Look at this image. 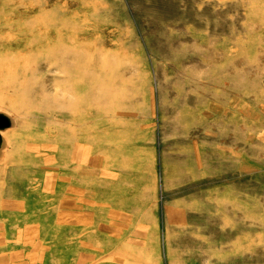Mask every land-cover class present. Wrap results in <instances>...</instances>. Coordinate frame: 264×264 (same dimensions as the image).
<instances>
[{"label": "rangeland", "instance_id": "obj_1", "mask_svg": "<svg viewBox=\"0 0 264 264\" xmlns=\"http://www.w3.org/2000/svg\"><path fill=\"white\" fill-rule=\"evenodd\" d=\"M0 112V264H264V0H0Z\"/></svg>", "mask_w": 264, "mask_h": 264}, {"label": "bare ground", "instance_id": "obj_2", "mask_svg": "<svg viewBox=\"0 0 264 264\" xmlns=\"http://www.w3.org/2000/svg\"><path fill=\"white\" fill-rule=\"evenodd\" d=\"M48 42V41H47ZM60 43V42H59ZM45 48V47H44ZM50 48V47H49ZM54 48V47H53ZM48 49V48H47ZM75 49V48H74ZM50 50V49H49ZM53 50V49H52ZM55 51V50H54ZM66 51V50H65ZM41 52V51H40ZM53 52V51H52ZM62 52V51H61ZM66 52H64V54H65ZM72 53V52H71ZM75 53V52H74ZM47 55H49L48 54V52L46 53ZM50 54H52V53H50ZM63 53H61V55H62ZM62 55V56H64L65 58H66V56L65 55ZM69 54V53H68ZM40 55V54H39ZM53 55H54V53H53ZM55 55H56V53H55ZM81 55V54H80ZM46 56V55H45ZM59 56H60V54H59ZM62 56H60V58L58 59L57 57V61L59 62V71L61 72V71H68L69 70V72L70 71H72L73 73L75 72H77V70L75 69V67H76V65L75 66H69V64L70 63H68L69 61L68 60H66L64 57H62ZM67 56H69V55H67ZM47 57V56H46ZM72 57H73V55H72ZM55 58V59H56ZM50 59H52V58H50ZM54 59V58H53ZM83 59V58H82ZM87 59V58H86ZM71 61V60H70ZM80 61V60H79ZM75 62V61H74ZM74 62H73V64H74ZM86 62V61H85ZM87 63V62H86ZM83 64V63H82ZM64 72H63V75H65L64 74ZM65 72V73H66ZM84 73L85 71H81L80 72V74L81 73ZM22 73V72H21ZM68 73V72H67ZM71 73V72H70ZM33 74V73H32ZM16 75V74H15ZM84 75V74H83ZM83 75H81V76H83ZM80 76V77H81ZM68 77V76H67ZM66 77V78H67ZM78 77V76H77ZM84 77H88V75L87 76H84ZM91 78H92V76L90 77V79L89 80H91ZM94 78V77H93ZM69 79V78H68ZM43 84V83H42ZM42 84L40 83V82H38V81H36V83L34 84L35 86H36V89L34 90V91H31L30 92V98H31V100L32 101H34V100H40L41 98H44V93H45V91H44V89L42 88L43 86H42ZM57 86V85H56ZM71 86V85H70ZM69 86V87H70ZM88 88V87H87ZM58 89H59V87H58ZM62 89V88H61ZM47 91H48V88H47ZM90 92L92 91V90H89ZM55 92V91H54ZM53 92V93H54ZM60 92H61V90H60ZM47 94V93H46ZM69 94V93H68ZM82 95V94H81ZM91 96V95H90ZM89 96V97H90ZM82 98H83V96H82ZM88 98V97H87ZM93 99V98H92ZM63 100V99H62ZM78 100H80V99H78ZM87 100V99H86ZM89 102V101H88ZM77 105V104H76ZM64 106V105H63ZM46 107V106H45ZM59 108V107H58ZM68 108V107H67ZM71 108V107H70ZM32 109V108H31ZM43 109H44V107H43ZM73 109V108H72ZM33 110V109H32ZM48 110L50 111V110H52V109H50V108H48ZM35 111H37V108L35 109ZM38 111H43V110H38ZM62 112V111H61ZM59 113L58 111H56V110H54V113H55V115L56 114H59L61 117L63 116L62 115V113ZM1 113V112H0ZM39 113V112H38ZM67 113V112H66ZM2 114H4V113H2ZM34 114V113H33ZM4 115H6V114H4ZM32 115V114H31ZM7 116V115H6ZM9 119H10V121H11V125H10V127L12 126V119L9 117V116H7ZM63 118V117H62ZM61 118V119H62ZM64 120H65V118H63ZM35 123H36V121H35ZM44 123V122H43ZM48 123V122H47ZM46 123V124H47ZM34 124V123H33ZM50 124V123H49ZM48 124V125H49ZM54 124V123H53ZM45 126V125H44ZM43 126V127H44ZM10 127H8V128H10ZM38 127V126H37ZM47 127V126H46ZM8 128H6V129H8ZM32 128V127H31ZM42 128V127H41ZM54 128V127H53ZM6 129H4V130H2L1 132H0V135H1V145H0V158H1V156L3 155V158L2 159H0V161H1V163H0V166H8V164L11 162V157H12V154H14V158H15V156L16 155H18L20 152H22L23 150H24V148H32V149H35V146H31V145H33L32 144V141H31V144H30V146H29V144L27 145V143H22V142H20L21 140H19V138H16V139H14V149H13V153H12V149H4L3 148V146H4V141H3V137H2V132H4ZM51 129V128H50ZM40 130V129H39ZM61 130V129H60ZM42 131V130H41ZM58 131V130H57ZM63 131V130H62ZM32 132H36L35 130L34 131H32ZM42 132H44V131H42ZM55 132V131H54ZM39 133V132H38ZM47 133H49V132H47ZM46 133V134H47ZM58 133H60V131H58ZM62 133V132H61ZM60 133V134H61ZM37 134V133H36ZM60 134H58V135H60ZM21 135V134H20ZM49 135V134H48ZM52 135V134H51ZM18 137H19V135H17ZM16 136V137H17ZM68 137H70L71 138V136H68ZM68 137H66V138H68ZM29 138V137H28ZM40 138H42V137H40ZM74 138V137H73ZM27 139V138H26ZM68 140V139H67ZM66 139H65V141H67ZM70 140V139H69ZM77 140V139H76ZM13 141V140H12ZM36 141V140H35ZM42 142H45L46 140L45 139H43V140H41ZM72 142L74 141V140H71ZM71 141H70V143H71ZM78 141V140H77ZM34 142V141H33ZM62 142H64V140L62 141ZM62 142H61V140L60 139H50V140H48V141H46L45 143H43L44 144V148L46 147L48 150L50 149V151H54V149H55V147H52L51 145H56L57 147H59L61 150H62V147L63 146H65V145H63L62 146ZM10 144V143H9ZM38 144V143H37ZM42 144V143H41ZM65 144H66V142H65ZM68 144H69V142H68ZM72 146V145H71ZM70 146V147H71ZM42 147V148H43ZM3 148V149H2ZM57 150H59V149H57ZM56 150V151H57ZM65 150H69V149H65ZM64 150V151H65ZM55 151V152H56ZM23 152H25V151H23ZM27 152V151H26ZM71 152V151H70ZM40 153V152H39ZM60 153V152H59ZM65 154V152L63 153V155ZM23 155V154H22ZM60 155H62V154H60ZM41 156V155H40ZM54 156V155H53ZM65 156V155H64ZM70 156V155H69ZM35 157H37V156H35ZM13 158V157H12ZM13 158V159H14ZM20 159V158H19ZM40 159V158H39ZM61 159V158H60ZM22 160V159H21ZM41 160V159H40ZM20 161V160H19ZM57 161V160H56ZM67 161V160H66ZM65 161V162H66ZM42 162V161H41ZM69 162V161H68ZM64 163V162H63ZM53 165V164H52ZM10 166V165H9ZM8 166V167H9ZM50 166H51V164H50ZM7 167V168H8ZM6 168V169H7ZM19 169L21 168V167H18ZM18 168H17V170H18ZM64 168V167H63ZM15 169V168H14ZM31 169H33V168H31ZM38 169V168H37ZM20 171V170H19ZM46 171V170H45ZM33 172V171H32ZM41 173V172H40ZM60 173V172H59ZM24 174V173H23ZM22 174V175H23ZM43 174V173H42ZM49 174V173H48ZM51 174V173H50ZM58 174V173H57ZM11 175V174H10ZM25 175V174H24ZM6 176V175H5ZM26 176V175H25ZM24 176V177H25ZM29 176V175H28ZM64 176V175H63ZM14 177V176H13ZM73 177V176H72ZM8 178H10V176L8 177ZM5 179H6V177H5ZM20 179V178H19ZM26 179V178H25ZM53 179V178H52ZM2 181H3V179H1ZM2 181H0V219L2 220V219H4L5 217H9V216H11V213H9V212H7V210H9V205L8 204H5V202L3 201V193H2ZM7 181H8V179H7ZM12 181V180H11ZM18 181V180H17ZM26 181V180H25ZM6 182V181H5ZM27 182V181H26ZM37 182V181H36ZM58 182V181H57ZM60 182V181H59ZM47 183H49V182H47ZM64 183V182H63ZM72 183V182H71ZM8 184V183H7ZM5 185H6V183H5ZM40 185V184H39ZM39 185H38V187H39ZM73 185H74V183H73ZM51 186V185H50ZM59 186V185H58ZM61 188V187H60ZM66 188V187H65ZM69 188V187H68ZM54 189V188H53ZM73 189V188H72ZM71 189V190H72ZM63 190V189H62ZM11 191V190H10ZM35 192V191H34ZM37 192V191H36ZM56 192V191H55ZM57 192H59V191H57ZM56 192V193H57ZM64 192V191H63ZM77 192V191H76ZM10 193V192H9ZM23 193V192H22ZM68 193V192H67ZM58 194V193H57ZM65 194V193H64ZM6 195V194H5ZM5 195H4V197H5ZM11 195V194H10ZM37 195V194H36ZM75 195V194H74ZM19 196V195H18ZM41 196V195H40ZM79 196V195H78ZM16 197V196H15ZM48 197H49V195H48ZM64 195H59V196H57V200H58V203H59V201H60V203L62 202V200L64 199ZM54 198V197H53ZM68 198V197H67ZM10 199V198H9ZM43 199V198H42ZM46 199V198H45ZM33 200V199H32ZM21 201V200H20ZM28 202V201H27ZM76 202V199L74 200V202L73 203H75ZM60 203H59V205H60ZM27 203H25V205H26ZM62 204V203H61ZM36 206V205H35ZM56 206V205H55ZM12 207V206H11ZM26 207V206H25ZM23 208V207H21L20 209H23L26 213H28V217H27V221H29V224H31L32 225V228H29V227H26L25 228V230L26 231H29L30 232V234L32 235V234H35V235H37L38 233H39V231H41V234L43 235V236H47L46 235V233L44 234L43 233V229H44V227L42 228V230L40 229L39 231L37 230L39 227H40V221H49V220H52V219H56V218H60V220L61 219H63V217H62V214H64V213H61V212H59V211H50L49 210V208L48 209H46L45 211H43L42 212V210L40 209V210H35L34 208H32L31 210H28L27 209V207L26 208ZM32 207H33V205H32ZM62 209V208H61ZM63 210V209H62ZM19 212V211H18ZM14 213V212H13ZM12 213V214H13ZM21 218V217H20ZM24 218V217H23ZM65 218V217H64ZM12 220H14V219H12ZM25 220V223H26V219H24ZM64 220V219H63ZM3 221V220H2ZM53 221V220H52ZM24 222V221H23ZM22 222V223H23ZM24 223V224H25ZM46 223H48V222H46ZM46 223H45V225H46ZM44 224V223H43ZM4 225V224H3ZM3 225H2V228H3ZM44 226V225H43ZM55 226V225H54ZM9 227V226H8ZM7 227V228H8ZM33 227H34V229H33ZM49 227V226H48ZM10 228V227H9ZM12 229V228H11ZM5 230V229H4ZM44 232H45V229H44ZM11 233V232H10ZM52 233V232H51ZM41 234H40V236H41ZM53 234V233H52ZM34 235V236H35ZM49 235V234H48ZM52 236V235H51ZM47 239V238H46ZM61 239H62V237H61Z\"/></svg>", "mask_w": 264, "mask_h": 264}, {"label": "water", "instance_id": "obj_3", "mask_svg": "<svg viewBox=\"0 0 264 264\" xmlns=\"http://www.w3.org/2000/svg\"><path fill=\"white\" fill-rule=\"evenodd\" d=\"M10 125H11L10 119L6 115L0 113V132L10 127ZM0 145H1V135H0Z\"/></svg>", "mask_w": 264, "mask_h": 264}]
</instances>
